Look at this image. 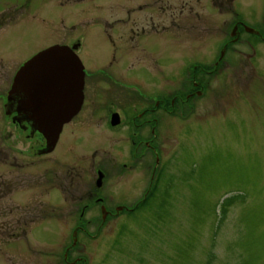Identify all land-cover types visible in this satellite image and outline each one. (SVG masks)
Listing matches in <instances>:
<instances>
[{
  "label": "rangeland",
  "instance_id": "obj_1",
  "mask_svg": "<svg viewBox=\"0 0 264 264\" xmlns=\"http://www.w3.org/2000/svg\"><path fill=\"white\" fill-rule=\"evenodd\" d=\"M0 1V264H65L78 222L86 231L78 233L71 256L83 258L80 264H207L211 253L212 264H264L259 35L243 31L228 45L218 73L208 77L206 93L182 113L177 108L170 118L163 114L158 163L150 153L134 160L126 130L110 132L102 122L92 125L88 144L76 141L63 155L59 150L38 156L6 107L15 74L42 50L83 35L78 55L95 72L110 65L109 51L124 46L121 30L151 25V16L160 30L150 41L153 55L138 52L124 63L119 55L114 66L146 77L156 61L159 89L169 79L178 84L188 64L214 66L225 42L235 40L237 20L264 36V0H168L174 4L173 39L164 29L170 23L171 12L162 9L167 0H26L24 8V0ZM143 151L140 145L137 154ZM98 168L107 175L102 191L107 209L114 214L122 211L120 205L127 209L103 221L94 206L81 221ZM162 171L160 185L174 179L168 210L158 212L156 204L133 212ZM238 192L249 195L246 203L232 207L218 228L219 204Z\"/></svg>",
  "mask_w": 264,
  "mask_h": 264
},
{
  "label": "flooded vegetation",
  "instance_id": "obj_2",
  "mask_svg": "<svg viewBox=\"0 0 264 264\" xmlns=\"http://www.w3.org/2000/svg\"><path fill=\"white\" fill-rule=\"evenodd\" d=\"M24 1L25 4L23 8L26 6V0ZM196 1L199 2V0ZM166 4L167 7H162V9L171 13L169 21L170 23L164 29L166 33L171 35L173 39V29L175 26L173 12L174 4L168 0ZM62 6H64V3H62ZM183 6H185V4ZM183 11L184 9H182V12ZM196 15L199 17L197 12ZM153 19V16H151V25L148 23L147 25L140 26L141 32L139 31L140 27L138 25H135V27L131 28L130 30H121V38L124 39L125 44L119 49L114 47L112 51L108 52V54H111L112 61L106 68L102 67V69H99L95 72H89L87 66H85L82 59H80L85 69L84 102L78 114L69 123L64 125L57 145L52 153H44L47 148V141L40 132L33 129L32 125L28 123V121L21 124L18 122L14 123L13 118L16 117L17 113L10 115L12 116V122L15 125L26 130V143H34V148L30 146V150H32V148L35 149L34 154L38 156H47L60 150L59 153L63 155V151L71 150L72 145H74L76 141H80L81 143L85 142L88 144L87 142L89 139H86L85 137L93 132V129H91L92 125L97 126L98 122H102V126L106 127L110 132H115L120 129L126 130L127 139L131 142V144L135 145V152L133 154L134 160L140 162L146 154L150 153L151 156L153 154L156 156V163H158L159 156L158 149L156 147V139H158L159 136L158 129L161 122L160 118H162L163 114L168 116V118L174 116L177 108L179 109V113L184 112L185 109L190 108L189 101L195 97H200L203 95V93H206V85L209 82L208 77L218 73L220 66L224 61V57H221L222 51L224 48L225 52L229 47L232 48L234 38L230 40L231 42H225L219 57L214 63L215 67L208 66L207 63L204 64L203 62L193 64L190 63L186 66L185 72L182 73V76H185L182 81H179L178 84H175L173 80L169 79V84H167V87L163 88V90H160L159 86L161 83L157 82L158 72L156 61H154L155 64L153 68H150L148 71L146 70L148 74L146 77H143L145 72L142 74H128L123 70L124 68L116 69L114 66V62L117 60L116 58H118L119 55V58L123 63L129 62L131 58H137L138 52H140L141 55H148L149 53L151 56L153 55V49L155 47L152 49L150 41L154 36H158L160 31L159 28L154 24ZM236 26L238 27L237 35L240 37L243 31L246 32L245 27L247 25L244 22L237 20L233 26V29ZM148 27L152 29H148ZM259 32L261 33L259 37L264 39L262 32ZM85 40L86 38L81 35L79 38L68 40L69 42L67 40H63L60 44L69 46L71 48L77 47L75 52L78 55L84 46ZM130 43L132 45H128ZM232 63L233 62H231V64ZM98 100H101L103 103L98 102ZM85 127L87 128L86 133H88L86 136H80L77 138L73 137V134L76 136V133L79 132L81 128ZM148 134L151 135V137H147ZM140 145L143 146L144 151L138 155L137 151L139 150ZM67 147L70 149H67ZM125 167L127 166L125 165ZM100 168L97 170L98 177L95 181V184L90 186L91 188L88 189L89 200L82 210L80 216L81 221L86 216L87 210L93 208L94 206L100 207L101 214L102 208H106V219L114 216L116 217L118 214L127 209L125 205H120L117 207V210L120 207H125V209L120 212H116L115 214L107 209L108 204H106L107 206L104 204L105 198L102 196L104 181L106 178H103L101 187L97 185L100 172L104 177L107 176L105 174L106 172L104 173ZM146 196L147 195H145V197ZM90 200L92 201L93 205H91ZM138 204L139 203H136V206ZM101 216L103 219V215ZM78 223L79 225L75 228V230L77 229L78 233L80 231L85 232V227L82 226L84 224L81 222ZM87 223L90 225L93 223V221L91 220ZM75 247L76 246L73 245L69 246L65 251V264H80V262L83 261V258H72L71 255L73 254Z\"/></svg>",
  "mask_w": 264,
  "mask_h": 264
},
{
  "label": "water",
  "instance_id": "obj_3",
  "mask_svg": "<svg viewBox=\"0 0 264 264\" xmlns=\"http://www.w3.org/2000/svg\"><path fill=\"white\" fill-rule=\"evenodd\" d=\"M237 29L236 26L232 32V36H236L234 41L239 39ZM245 30L261 35L248 26ZM76 48L57 44L36 54L17 71L8 94L7 114L17 113L14 123L28 121L35 131L43 135L47 141L44 153L54 151L64 125L78 114L84 102L85 69ZM224 55L225 48L221 57ZM103 178L100 172L99 187ZM120 210L123 208H118ZM102 215L105 221V207ZM77 231H74V246L77 244Z\"/></svg>",
  "mask_w": 264,
  "mask_h": 264
},
{
  "label": "trees",
  "instance_id": "obj_4",
  "mask_svg": "<svg viewBox=\"0 0 264 264\" xmlns=\"http://www.w3.org/2000/svg\"><path fill=\"white\" fill-rule=\"evenodd\" d=\"M164 173L163 171L160 172L158 177L155 180V183L143 200L142 203L138 204L135 206L133 212H139V211H144V210H151L153 206H155L156 209V204H157V209L159 210L158 212H161L163 210H168L169 206V196L171 192V187H172V182L173 178L171 177V181L167 180L166 183L163 185L161 184L162 179H164ZM164 177V178H163ZM249 195H245L243 193H235L231 196L226 197L219 205L221 210L218 212V228H220V225L223 223L225 220L227 213L231 210L232 207L236 205H244L246 203L247 198ZM161 216L158 217L160 219ZM218 231H216L217 234ZM215 259V256L211 253L208 257V262L207 264H212Z\"/></svg>",
  "mask_w": 264,
  "mask_h": 264
}]
</instances>
